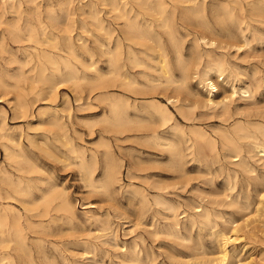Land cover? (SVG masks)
I'll return each instance as SVG.
<instances>
[{"label":"rangeland","instance_id":"1","mask_svg":"<svg viewBox=\"0 0 264 264\" xmlns=\"http://www.w3.org/2000/svg\"><path fill=\"white\" fill-rule=\"evenodd\" d=\"M166 1L171 7L168 9L169 13L174 9L173 15L170 16L173 33L183 36L185 48L191 45V38L194 34L201 36V33H238L237 19L239 18H243L249 25L246 33H254V38L248 45L241 46L242 49L240 47L236 49L232 45L230 47L228 45L226 49L217 46L220 37H215L217 45L205 47L201 44L202 50L211 49L215 55L223 53L230 63L229 68L232 71L235 70L236 79L227 77L225 74L219 76L212 73L210 78L215 83L216 90H213L210 95L209 86L199 83L191 75L186 80V87L178 88V91L173 94L178 98L176 103L184 105L183 111L188 118H185L174 104L168 103L174 116V120L170 123L176 122L186 133L183 138L179 132L172 131L168 127L165 128L167 133H164L176 141L185 153L182 156L180 167H177L176 158L169 155L164 145L158 146L150 137L151 132L148 130L150 123L141 121V124L140 122L133 124V127L139 130L133 128L114 132L104 129V123L98 120L105 106L103 95L108 88L104 87L105 79L95 80L96 74L89 67L84 68L81 62L74 60L77 73L85 75V79L80 80L78 84L60 83L63 85L59 84L55 92L49 95L45 90L41 91L40 84L34 83L30 78H17L21 71H24L26 76L30 75L29 65H24L20 69L19 63L14 61V58L22 59L26 52L33 51V47L37 46L29 41H12L8 36L3 38V41L0 38L3 46L0 49V74L9 84L6 88L0 87V95H2L0 96V116L5 117L4 127L15 136H21L24 145L33 149L36 161L43 169L40 173L41 177L54 184L57 190L65 193L74 212L72 216L66 215L63 211L51 212L43 218L47 227L40 228L27 224L26 216L29 212L20 203L18 196L16 199H0V207L10 204L20 211V222L24 228L27 246L22 251L17 250L16 264H50V262L51 264H131L127 258L128 253L133 249H139L144 258L147 256L149 264H209V260L216 256L218 251V236L214 234L218 230L228 231L231 225L229 220L249 223L248 227L251 226L250 229H252L248 237L246 236L247 244L243 256L251 259L249 264H264V231H261L264 230V218L262 217L264 216V211H262L264 203L262 206L259 203L258 193L264 185V154L261 156V152H258L255 156L254 154L248 156L245 152L244 156L252 171L240 172L239 167L233 163L234 157L221 148L218 136L220 131L229 129L236 120H254L264 126V83L260 80L259 86H256L257 80L264 78V0H253L254 7L251 11L247 0L242 1L241 11L238 5L231 0ZM223 1H228L229 6L224 7ZM129 2L144 19L157 23L156 15L130 0ZM107 3L108 0H0V33H71L75 37L76 51L79 57L83 58L85 65L92 60L96 63L95 66L99 72L104 73L106 55L101 52L94 36L97 35L101 41H105V35L103 30L93 27L89 12L92 8L98 10V14L104 20L103 23L114 27L115 33H120L117 20H114L110 16L111 13L106 11L109 8ZM198 6L202 8L201 11L186 12ZM245 24L242 23V26ZM206 26L212 30L208 31ZM154 27L157 30L161 29L155 24ZM248 74L250 76H246ZM137 76L139 81L143 80L142 77ZM248 80L252 81V97L243 98L237 92L232 94V84L238 88L248 84ZM126 92L130 99L138 103L147 102L150 99H158L167 103V95L158 88L144 94ZM210 96L217 102L216 104H206V98ZM221 99L223 102H218ZM14 100L27 102L29 114L14 117L11 109ZM52 109L62 115L69 139L66 146L71 145L81 149L87 158L91 153L96 154L97 162L93 172L95 180L104 178V155L106 150L110 152L111 164L118 170V174L117 180L109 184L106 190L97 188L95 191L81 179L76 165L78 159L74 157V153L68 152L66 147L61 146L59 141H54V144L60 148V151L55 152L57 156L47 154L44 149L40 150L34 146L36 142V145L41 144L40 140H43L44 134H50L46 131L49 128L48 124L40 122L50 115ZM191 128H201L213 138L216 152L211 150L206 143H203L199 149L195 136L189 132ZM27 137L31 138L34 145L27 140ZM187 137L189 140L184 141L183 139ZM260 139L264 141L263 137ZM104 142L107 143L106 146L105 144L100 145ZM248 142L249 138L240 139L244 147H247ZM188 144H191L190 148H186ZM62 152L66 153L67 158H64ZM1 164L14 172L13 167L4 159L3 152L0 150ZM232 170H238L236 177L232 175ZM260 178L262 181L258 182ZM162 179L168 181L169 185H164ZM169 180L172 182L170 183ZM153 194H161L168 199L175 208L173 213L162 204L154 202ZM143 196L146 201L143 200ZM234 198L241 202L245 198L248 199L250 203H248V209L234 204L232 202ZM112 204L118 207L115 208ZM198 208H206L209 211L212 219L211 225L188 222L191 216L200 212ZM32 219L37 220V218ZM133 219H138L135 223L140 224L134 225ZM174 219L177 222L176 228L180 237L167 232L168 224ZM253 233L257 238L253 236ZM228 248L231 249V245H228ZM86 250L87 253H85ZM25 253L29 256L25 257Z\"/></svg>","mask_w":264,"mask_h":264},{"label":"bare ground","instance_id":"2","mask_svg":"<svg viewBox=\"0 0 264 264\" xmlns=\"http://www.w3.org/2000/svg\"><path fill=\"white\" fill-rule=\"evenodd\" d=\"M130 1L134 2L141 8L150 11L153 15H156L155 21H157V23L154 22L153 20L144 19V17H142L140 13L133 8V5L129 2V0H108L107 3L109 5V8L106 11L107 13H111L110 16L114 20H117V24L119 25L118 30L120 33H115L114 27H110L109 24L105 25L103 23L104 20L98 14V10L92 8V10H90L89 12V16L91 17V20L93 22L92 24L93 27L103 30V34L105 35V41H101L97 35L94 36L95 41H97L98 47H100V49L102 50L101 52H103L106 55V59H105L106 70L104 73L99 72V70L95 66L96 63H94V61L92 60L89 64L87 63L88 65L87 64L85 65V62H83V58H80L79 57L80 55L76 51V46L74 42L75 37L71 33H0V38L3 41L4 40L3 38L8 36L12 41L15 42L29 41L32 42L34 46H37V47H33V51L26 52L22 59H19L18 57L14 58V61L19 63L20 69L24 65H29L28 71L30 72V75L26 76L25 72L21 71L17 75V78L19 77L30 78V80H32L34 83L40 84L39 89L41 91L45 90L46 93L49 95L55 92L57 86H59L60 83H63L64 85L66 82L67 83L70 82L72 84H78L80 80L85 79V75L83 74L79 75L77 73V68L75 66L74 60L81 62L84 65V68L86 66L89 67V69L93 70L96 74L95 80L102 81L105 79L104 87H106V89L108 88V90H106L107 92L103 95V99L105 100V106L101 113L102 116L98 120L104 123V129L106 131L116 132L123 130H131L134 128L133 124L137 122H140V124L141 121L150 123L148 127V130H150L151 132L150 137H152V139L155 140L158 146L164 145V148L168 151L169 155L174 156L176 158L175 161L177 162L176 163L177 167H180L182 165L181 162L182 156L185 153L182 149L179 148L176 141L169 138L164 133H167L165 129L166 127H168L172 131L179 132L180 136L183 138L186 135V133L178 126L176 122L170 123V121L172 122L174 120V116L172 114V111L168 107V103L174 104V106L178 109V111L181 114H183L185 118H188L183 111L184 105L181 103L177 104L176 101L178 98L173 94H175L178 91V88L186 87V80L191 75H193V77H195L199 83H202L205 86H209L208 93L210 95L213 90H216V85L213 82V80H211L210 78V75L212 73L218 74L219 76L221 74H225L227 77H233L235 80L236 78L234 74L236 72L234 73L235 70L232 71L229 68L230 63L225 58L224 54L221 53L215 55L213 54L211 49L204 48L202 50V45L205 47L217 45L215 43V39H216L215 37H220L221 39L218 40L219 44L217 46H221L226 49L228 45L229 47L230 45H232L236 49H238L239 47L240 49H242L241 46L248 45L250 41L254 38V33H246V30L249 25L246 21L243 20V18L241 19L239 18L237 19L238 33H201L200 32L201 36L194 34L191 38V42H192L191 45L188 48H185V46H183V36H180L179 33H173L172 21L170 19V16L173 15L174 9L169 13L168 9L171 7L167 5L168 3L166 0H130ZM170 1H174V0H170ZM180 1L193 2V0H180ZM231 1L238 5L240 11L243 9V5H242L243 0H231ZM247 4L249 5V10L251 11L254 7L253 0H247ZM222 5L224 7H228L229 3L228 1H223ZM201 10L202 8L198 6V7L190 8L187 11L186 10L185 11L189 13H195ZM242 23H246L245 26H242ZM154 24L158 27H161L160 30L166 33H161L160 30L155 29ZM79 27L82 28V26L80 25ZM206 29H208V31L212 30L209 26L208 27L206 26ZM227 30L230 32L229 29ZM76 39L78 40V37H76ZM2 48L3 46L1 42L0 49ZM186 50L188 51L187 53ZM90 57H92V54H90ZM234 67L237 68V66ZM137 75L142 77L143 80L139 81ZM246 76H250V74ZM260 80L264 83V78L259 79L256 82V86H259ZM251 82L252 81H249L248 84L246 85L242 84L243 86H239L238 88H236L234 84H232L231 87L232 94H236L237 92L239 93L240 97L243 98L252 97L253 88ZM8 86L9 84L0 74V87L6 88ZM157 88L167 95L166 96L167 103L162 102L158 99H150L147 102L138 103L134 99L133 100L130 99V97L126 94L127 93L126 91H133L134 93L139 92L144 94L148 92H153L157 90ZM116 89L118 91H115ZM46 98L48 99L49 96H47ZM218 102H223V101L221 99ZM216 103L217 102L214 101V99L211 98V96L206 98V104L214 105ZM11 109L14 117L26 116L29 114L28 104L24 100L15 101L12 104ZM50 112H51L50 115L40 122V123L44 122L48 124L49 128L46 131H48L50 134L49 135L44 134L43 140H40L41 144L36 145L37 143L36 142L34 145V143L31 142L32 141L31 138L29 137H27V140L35 147H38L40 150L44 149V151L47 154H50L52 156H57L55 152L60 151V148L54 144V141H59L61 143L60 144L61 146L66 147L68 152L74 153V157L78 159L76 165L80 171L81 179H83V181L92 189H95V191L97 188L106 190L109 184L117 180V174H118V170L115 169L111 164V159L109 156L110 152L106 150L104 155V162H103L104 178L102 180H95L93 177V172H94L95 163L97 162L96 154L91 153L89 158H87L81 149L79 148L77 149L71 145L66 146V144L69 143V139L66 133L64 121L62 120V115H60L55 109H52ZM41 113L44 112L41 111ZM243 113L245 114V112ZM0 117H1L0 118V150L3 152L4 159H6L9 165H11L14 169V172H11L10 170L6 169L2 164L0 165V199H5V198L16 199L18 196V200L20 201V203L23 205L26 211L29 212L28 215L26 216V222L30 226L32 225L40 228L47 227V224H45L43 218L50 215L51 212L63 211L66 215L72 216L74 213L73 208L65 193L62 190H57L54 184L50 183L48 180H45L43 177H41L40 173L43 171V169L37 163L36 155L33 149L32 148L29 149L26 145H24V143L21 140V136H15L14 134H12V132L5 129L4 127L5 117L4 116H0ZM134 129L139 130V128H134ZM189 132L195 136V142L197 143L199 149L201 148V145L203 143H206L209 145L211 150L215 151L214 139L208 136L204 130H202L201 128H191L189 129ZM259 134H261V136H258ZM128 136L130 137V135ZM218 136L220 138L221 148L228 151L229 155L234 157L233 163L239 167L240 172L249 173L252 171V168L250 167L244 156L245 152L247 153L248 156H253V154L255 156V154H257L258 152H261L260 154L261 156L264 154V141L260 139V137L264 138V126L260 122L254 120H246V121L236 120L232 123L229 129L220 131ZM241 138H249V142H248L249 144H247V147H244L243 144L240 143ZM183 140L188 141L189 138L187 137ZM104 144L105 142L100 145L103 146ZM190 147L191 144H188L186 146V148H190ZM65 154L66 153H63L64 158H67ZM237 171L238 170H232V175L234 177H236ZM226 176H230V175L226 174ZM257 180L258 179H256V181ZM161 181L163 182L164 185L169 183L168 181H167L168 183L166 181H163V179ZM261 181L262 178L258 180V182ZM171 182L172 181H170V183ZM262 186H261L262 189L260 190L259 188L260 191L258 192L259 203L261 204V206L264 203V192H263L264 185ZM205 193L206 192H204V194ZM258 193L256 192L257 195ZM221 194H223V192ZM143 200L146 201L145 196H143ZM153 201L158 204H162L165 208L171 210L172 213L175 209L174 206L169 202V200L163 197L161 194H155L153 196ZM232 202L240 208L248 209L249 201L246 198L242 202L239 201L237 198H234ZM89 203L91 204V202ZM114 206L115 208L118 207L117 205ZM197 210L200 212L196 215L191 216L188 222L190 224L199 223L201 225H207V226L211 225L212 219L210 217L209 211L206 208H198ZM256 210H257V206L255 207V211ZM165 216H167V214ZM244 216H246V214ZM262 217L264 218V216ZM32 218H37V220H34ZM133 220L134 222L132 223H134V225L140 224V223H135L138 222L136 221L138 219L136 220L133 219ZM235 221L234 220L228 221L231 224L229 226L230 228L228 231L218 230V232L214 234V236L216 237L218 236V251L216 253V256H214L209 260V264H249L251 262V259H247L245 256H243L244 255L243 252L245 251L247 244L246 236L248 235V233H250L249 231L252 228L250 229L251 226L248 227L249 223L246 221L243 223H237ZM176 224L177 222L175 221V219L174 221L169 223L168 224L169 230L167 229L168 230L167 232L169 234H174L175 236L180 237V234L178 233L176 228ZM165 229L166 228H164V230ZM98 230L100 229L98 228ZM254 237H256V235ZM228 245H231V249L228 248ZM26 246H27L26 236L24 233V228L20 222V211L14 208L10 204H5L4 206H1L0 207V264H16L15 256L17 250L22 251ZM85 253H87V250ZM128 254L129 257L127 258V261L131 264H149L148 257L145 256L144 258L140 254L139 249H133ZM26 256L29 255L25 253V257ZM205 256L207 257V255Z\"/></svg>","mask_w":264,"mask_h":264}]
</instances>
